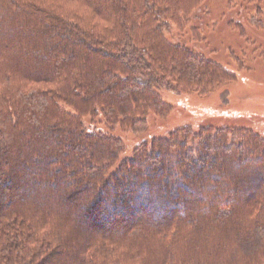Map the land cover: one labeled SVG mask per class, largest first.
Listing matches in <instances>:
<instances>
[{"label": "trees", "instance_id": "1", "mask_svg": "<svg viewBox=\"0 0 264 264\" xmlns=\"http://www.w3.org/2000/svg\"><path fill=\"white\" fill-rule=\"evenodd\" d=\"M210 1L0 0V264H264L262 137L185 127L120 161L112 134L236 80L209 27L264 65V0Z\"/></svg>", "mask_w": 264, "mask_h": 264}, {"label": "rangeland", "instance_id": "2", "mask_svg": "<svg viewBox=\"0 0 264 264\" xmlns=\"http://www.w3.org/2000/svg\"><path fill=\"white\" fill-rule=\"evenodd\" d=\"M223 3V0L210 1L212 22L220 21ZM207 32L213 45L210 48V56L229 72L235 73L236 80L207 96L159 90L160 99L167 106L168 111L164 115L149 112L145 120L147 125L145 132L135 133L118 126L114 128L113 136L122 143L120 161L131 158L137 146L155 138L166 137L170 132L185 127L191 129L193 133L206 127L243 128L264 139V65L249 53L243 58L241 48L243 41L235 33H230L220 25L217 28L209 27ZM255 36L257 40L263 39V36H258L257 33ZM230 50L244 62L247 70H238L235 67L230 61ZM91 123L90 118L84 119L89 131L99 129L105 132L106 127L103 122H97L96 125Z\"/></svg>", "mask_w": 264, "mask_h": 264}]
</instances>
